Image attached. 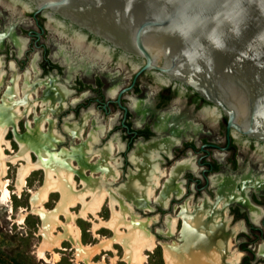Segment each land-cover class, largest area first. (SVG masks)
<instances>
[{"label": "bare ground", "instance_id": "obj_1", "mask_svg": "<svg viewBox=\"0 0 264 264\" xmlns=\"http://www.w3.org/2000/svg\"><path fill=\"white\" fill-rule=\"evenodd\" d=\"M3 37L1 34L0 51ZM16 44L19 46V53H22L23 43L16 40ZM69 50L60 47L58 51L59 56L68 64V79L79 67L89 72L92 64L87 57L78 58L79 48L72 47ZM151 53L156 60L164 57L155 52ZM165 58L167 65L172 63ZM4 69L5 65L0 61V92L2 83L9 76ZM8 70L11 79L9 78L8 89L4 95L5 105L0 108L2 197L6 199L9 194L7 177L10 169L19 166L16 185L20 195L27 186V179L38 170L44 171L43 184L37 191H31L30 205L32 212L41 217L45 229L41 230L44 242L40 251L51 252L57 258L56 250L64 249L69 240L77 250L79 264L83 261L95 264L93 262L100 256L115 250L116 244H122L125 252L130 254L129 264H149L147 252L154 253L160 245L149 232L157 218L155 216L152 219L139 220L140 217L134 214L137 210L152 213L156 205L167 210L175 196L180 198L183 190L177 179L189 168V163L177 164L169 176L168 172L159 169L158 161L154 158L155 151L165 149L167 144L157 142L147 146L139 145L129 156L133 169L130 170L127 181L122 183L125 180H122L124 176L122 177L120 170L122 162L118 158L114 159L115 146L109 142L100 148L104 128H71L66 123L63 132L71 143L69 148L60 149L66 138L54 130L56 128L53 116L63 108L67 91L56 79L46 78L32 82V78H38L37 70L34 74L27 71L21 78L13 62ZM2 121L17 128L14 130L16 139L11 142L7 140L12 130L2 124ZM47 127L51 129L50 134L43 130ZM25 131L29 135L23 139L18 132ZM4 145L12 154L16 152L15 147H19L20 152L8 156L3 149ZM119 149H122L121 145ZM31 150H34V154ZM77 178L81 180V190H78ZM213 183L217 186V204L213 205L206 199L194 204L191 199H187L181 206H175L171 210L177 215H166L164 222L167 230L163 234L173 237L179 233V241L162 243L165 264H238L241 256L236 251H231L232 233L226 229L224 212L219 207L222 203L230 202L236 194L227 179L218 178ZM115 185L119 186L113 188ZM56 193L59 195L58 204L53 211L48 212L47 204ZM108 202L111 218L105 221L100 214ZM79 206V214L74 213L72 210ZM62 217L66 223L62 222ZM80 218L92 223L95 239L100 240L98 244H83V232L78 225ZM59 227L63 228L64 234L60 232L52 240L44 237L46 230L52 234L58 232ZM103 228L111 230V239L99 237L98 233ZM124 228L128 229V234L122 231ZM112 262L115 264V259ZM98 264L108 263L104 257Z\"/></svg>", "mask_w": 264, "mask_h": 264}, {"label": "rangeland", "instance_id": "obj_2", "mask_svg": "<svg viewBox=\"0 0 264 264\" xmlns=\"http://www.w3.org/2000/svg\"><path fill=\"white\" fill-rule=\"evenodd\" d=\"M16 1V0H15ZM0 0V34L5 33L7 29L14 27L15 34L20 39H25L27 41L28 49L22 56L17 55V48L14 43L8 38L3 44V51H1L6 59H0L5 65L4 72H9V67L12 61L16 62L19 67L20 77H24L27 71L33 72L37 70L41 72V79L48 76H54L60 79L61 83L66 85L71 91H73V96L70 97H81L85 95V98L78 103L69 105L68 110L61 116L58 123V128L54 129L58 134H63L66 138L65 143L60 147L69 148L71 141L69 137L63 132L62 125L64 119L69 115H75L76 119H79L84 113L88 111H95L99 115V119L102 125L113 126L114 128L110 132L103 143H107L117 137L119 142L124 145V150L121 155L115 153V158L122 162L120 168L122 172V177L124 181H127V176L131 169V163L129 161V155L131 151L135 148L136 143L140 140L151 139L156 135L151 132V128H136V115L134 111L130 108L129 97L136 98V88L134 91H130L125 94L121 100V104L128 108V123L134 128H121V121L123 118V110L116 104H107L106 108L101 109L103 105L97 102L100 98V94H103V102H108L110 99L107 96V89L119 85L121 88H127L132 82V78L136 72V64L139 60L123 59L122 53L117 52L114 49H109L110 44L104 43L103 40L96 38L94 36H89L85 30L72 25L69 21L63 20L60 16L50 12L44 11L33 16L36 9L26 10L22 6V1L25 0ZM78 35L82 36L81 45L88 49V51L94 55L95 64L92 65V69L89 72L86 69L77 68V71L73 73L71 81L67 82L68 77V64L65 63L62 56H59L58 51L60 47H65L66 50H71L74 42L78 39ZM103 45V46H102ZM103 47L101 49L100 47ZM69 50V51H70ZM104 59V60H102ZM139 59V58H138ZM34 63V65H33ZM36 68V69H35ZM9 78L11 79V73H9L8 79L1 85L0 92V108L5 105L6 99H4L5 91L8 89ZM40 78H32V82H37L41 80ZM4 84V85H3ZM3 86V87H2ZM163 85H161L157 79L150 78L148 74H144L140 81L138 91L145 92L148 96H143V98L150 97L156 104H162V100L159 96ZM69 100L68 102H70ZM173 107H183L185 104V99L181 94L176 93L173 98ZM156 109H159L157 107ZM164 109V108H163ZM166 111V110H165ZM115 118L114 121L111 119ZM33 121V117L31 119ZM6 123V124H5ZM26 123V122H25ZM2 124L10 128L11 135L8 142L16 139L13 125L7 124V121H2ZM9 125L11 127H9ZM46 134H50V128L43 129ZM49 130V131H48ZM147 131L148 136H139L136 138V131ZM48 131V132H47ZM130 131V132H129ZM21 138L25 139L28 136V132H18ZM232 134V148L233 153L223 152V147L226 144V132L225 128H205V133L195 138L194 143L200 148L198 156L199 159L203 158L199 166L203 172L210 174L209 169L204 167L201 163L203 161H208L214 165L218 172H233L238 174L243 168V172L247 170H253L255 173L259 172L264 174V151L262 146L252 145L248 143L245 139H240L234 137ZM191 136L186 138L187 143L192 142ZM220 146L219 150H213L209 145ZM7 146L4 145L3 149L8 156L16 155L20 152V148L15 147L16 151L12 154L7 150ZM100 148H103L102 146ZM203 148V150H202ZM32 151V150H31ZM34 154V150L32 151ZM57 152V151H56ZM224 155L227 157L224 158ZM222 156V157H221ZM235 160V161H233ZM35 161L37 158L35 157ZM21 164V163H20ZM172 164L166 165L169 167ZM11 166V164H9ZM14 167V166H13ZM19 166L9 170L7 177L9 183V194L2 197L3 193L1 191L0 185V264H79L77 261V250L73 248V245L69 240L64 245V249L56 250L57 258L51 252L40 251L41 246L44 242L41 230H45L40 216H37L32 212L31 205V191H37V189L43 184L44 171L38 170L32 174L27 179V186L24 192L20 195L17 193V172ZM216 172V173H218ZM206 175H209L207 174ZM212 173V172H211ZM90 175V172L88 173ZM186 179L190 186H195V191H197L196 198L202 197L203 191L208 188L205 177L200 174V178L196 179L193 173L186 175ZM78 190H81L83 186L81 185L80 178H77ZM115 185L113 188L118 187ZM251 197L254 200L262 201L264 203V193H256L252 191ZM3 200V202H2ZM59 201V195L56 193L50 198V203L47 204V211H53ZM81 206L79 208L73 209L72 211L79 214ZM134 215L139 216V220H148L156 216L157 222L154 223L149 228V232L154 237V239L160 243L159 248L154 252H147L148 263L149 264H165L163 258V248L162 243L171 244L173 242H178L179 233L175 234L173 237H166L164 232H166L165 217L166 215H177V213L170 212L161 209L159 206H155L154 212H144L137 210ZM231 212L237 214H243V210L240 207H232ZM245 214V212H244ZM101 218L105 221H109L111 218V209L108 204H106L102 213ZM241 216V215H240ZM23 218V219H22ZM242 219V218H240ZM247 223L246 231L238 236L236 244L239 247L244 248V264H259L256 261L258 254V246L264 242V225H254L247 218H245ZM62 222L66 223L64 217H62ZM78 225L83 232V244L84 245H96L100 240L95 239L92 232V223L86 219L80 218ZM182 225H180L181 231ZM57 231V230H56ZM122 231L128 234V229H122ZM65 233L62 227L58 228V232L49 234L46 230L44 237L47 240H52L54 237L58 236L59 233ZM99 237L111 239L113 233L108 228H103L99 231ZM250 243H252L250 245ZM115 250L100 256L93 263L98 264L105 257L108 264H113V259H115V264H129L128 259L130 254L125 252L124 246L122 244H116ZM241 249V248H240ZM81 264H87L83 261Z\"/></svg>", "mask_w": 264, "mask_h": 264}, {"label": "water", "instance_id": "obj_3", "mask_svg": "<svg viewBox=\"0 0 264 264\" xmlns=\"http://www.w3.org/2000/svg\"><path fill=\"white\" fill-rule=\"evenodd\" d=\"M25 1L141 59L143 70L194 88L221 109L229 128L264 143V0ZM233 10L238 33L228 22L217 28V15L223 20ZM185 24L192 30L182 37ZM213 29L220 48L208 40Z\"/></svg>", "mask_w": 264, "mask_h": 264}, {"label": "flooded vegetation", "instance_id": "obj_4", "mask_svg": "<svg viewBox=\"0 0 264 264\" xmlns=\"http://www.w3.org/2000/svg\"><path fill=\"white\" fill-rule=\"evenodd\" d=\"M14 2L16 3L18 1L14 0ZM21 4L26 10L35 9L33 6H29L27 2L22 1ZM38 13L35 10L33 16L36 17ZM2 34L4 37L1 40V51H3V44L8 38L16 46L18 56H22L23 54H25L28 49L27 41L25 39H20L16 36L14 27H11L10 30L7 29V31ZM88 35L93 36L90 33H88ZM82 38V36L78 35V39L76 40V42H74L73 47H78L80 50L78 58L83 56L87 57L91 64L94 65V55H92L88 51V49H85L80 44ZM16 40H20L23 43L22 53H19V46L16 44ZM102 46L100 47L101 49H103ZM110 48L116 50L119 53H122L123 59H128L130 61V59L132 58L134 60H139V63L136 64V72L132 78V82L129 87L121 88L119 85H116L112 88H108L107 96L110 100L106 103L102 101L104 99L103 94L99 95L100 98L97 99V102L103 104L100 108L104 109L106 108L107 104L116 103L121 108V110H123L124 114L121 121V128H134V126H131L127 121L129 110L127 107L121 104V100L125 94L129 93L130 91H134L136 88V98L129 97V106L136 115L135 127L151 128V132H153L156 136L151 139L138 141L131 153L135 149L137 150L139 145L147 146L149 144L163 142L164 144H167L166 148L156 150L154 153V158L156 159V161H158L159 169L161 171L168 172V175L170 176L172 169L177 164H180L182 162L189 163V168L184 170L177 179V183L180 184V188L181 190H183L182 196L180 198L175 196L173 200H171L170 206L167 209L168 213L172 212L171 210H173L175 206H181V204H183L187 199H191L192 203L194 204L198 203L200 200L205 199L213 205L217 204V186L214 185L213 182L218 178L229 180L230 186L233 188L236 194L235 198H233L227 204L222 203L221 205H219V207L222 208L224 212L223 218L225 219L224 222L226 223V229L232 233L230 238L232 247L231 251H236L237 253H239L241 257L238 264H244L243 261L245 253L243 250L245 249L239 247V245L236 244V240L239 235L246 231L247 223L245 221V218H247L254 225H264V203H262V201L254 200L251 197L252 191L256 193H264V174H261L259 172L255 173L253 170H247L243 172V168L238 174H235L233 172L220 173L217 171L218 169L208 161H203L201 164L204 167L210 168V174L207 172H203L201 167L199 166L203 158L199 159L198 156L201 147L198 148L197 144L194 143V140L195 138L200 137L205 133V128H225L227 141L225 147H223V152L233 153L231 140L232 132L234 137L240 138L242 140L245 139L248 143H251L252 145L262 146L261 148L263 151L264 143L262 141H256L253 138H249L248 136L241 135L236 132L234 128H229L228 117L224 113H222L220 108L207 101L194 88L182 85L179 82L170 81L166 78V76H164L161 72L157 70H143L145 63L141 59H138L133 55L127 56L123 53L122 50L114 48L112 46L107 48L106 51H108ZM1 51L0 58L2 60L6 59L7 56H5ZM12 62L15 64V67L19 74V67L17 63L14 61ZM86 62L89 63L88 61ZM7 74L9 75V72H7ZM144 74H148L150 78L157 79L158 82L163 85V89L159 94L163 102L162 104H156V102L150 97L143 98V96L148 95L143 91L140 92L137 90L139 87V81ZM72 77L70 79H68L67 77L68 83L71 81ZM38 78L41 79V72H39ZM46 78L56 79L57 83L67 91L66 98L62 103L63 108L58 114L53 116V120L55 121L54 128H58V123L60 121L59 119L68 110L69 105L78 103L79 101L83 100L85 98V95H82L79 98L73 97L70 99V97L73 96V91H71L66 85L61 83L59 78L54 76H48ZM46 78L41 79V81L46 80ZM176 93H179L181 94V96L184 97L186 101L184 104V108L181 106L173 107V98ZM69 100L71 101L68 102ZM157 107H159V109H156ZM111 120L114 121L115 118ZM66 123L70 124L69 126L71 128H104L105 134L103 133L101 136L100 147H104L107 143L111 142L112 145L115 146L116 154L118 153V156L121 155L122 151L124 150V146L119 142V139L117 137L105 144L103 143L105 140H107L108 135L114 127L102 125L99 119V115L93 110L84 113L79 119H76L75 115H69L64 119V123L61 128H65L67 125ZM135 134L136 138L139 136L145 137L149 135V133L145 130L141 132L136 131ZM190 136L193 139L192 142L184 145V142H186V138H189ZM120 145L122 147L121 150L119 149ZM209 146L212 147L213 150H219V148H221L217 145L210 144ZM225 157H227V155H224V158ZM168 164L172 165L166 167V165ZM189 173H193L196 179L200 178V174H203V176L205 177L208 188L203 191L202 197L199 199H195L197 194V191H195L196 184H194V186L192 187L190 186V184H188V181L186 179V175H188ZM206 173L209 175H206ZM234 206H238L243 210V214H240L241 216L239 214L236 215L235 213L231 212V208ZM251 244L252 243H250V245ZM256 261L259 262V264H264V242L258 246V254Z\"/></svg>", "mask_w": 264, "mask_h": 264}, {"label": "clouds", "instance_id": "obj_5", "mask_svg": "<svg viewBox=\"0 0 264 264\" xmlns=\"http://www.w3.org/2000/svg\"><path fill=\"white\" fill-rule=\"evenodd\" d=\"M240 15V12H237L235 10L231 11V12H227L225 14H223V20H221L220 14L217 15V17L215 18L217 21V28L220 27V25H222L225 22H228L230 24L233 25L232 31L235 33H238L239 28H238V24H237V17ZM179 32L181 34L182 37H187L189 32L192 30V25L191 24H185L184 26L180 27ZM208 40L217 48H220L221 45V40L219 35L217 34L216 29H213L212 33L208 36Z\"/></svg>", "mask_w": 264, "mask_h": 264}]
</instances>
